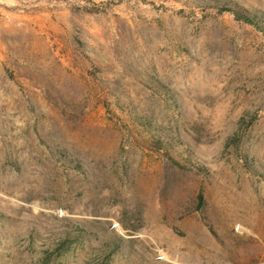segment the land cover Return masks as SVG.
<instances>
[{
  "label": "rangeland",
  "instance_id": "374dc122",
  "mask_svg": "<svg viewBox=\"0 0 264 264\" xmlns=\"http://www.w3.org/2000/svg\"><path fill=\"white\" fill-rule=\"evenodd\" d=\"M0 264H264V0H0Z\"/></svg>",
  "mask_w": 264,
  "mask_h": 264
},
{
  "label": "trees",
  "instance_id": "16d2710c",
  "mask_svg": "<svg viewBox=\"0 0 264 264\" xmlns=\"http://www.w3.org/2000/svg\"><path fill=\"white\" fill-rule=\"evenodd\" d=\"M224 6H226V5H224ZM226 7H228V6H226ZM229 8H230V7H229ZM246 19L252 21V19H248V17H246Z\"/></svg>",
  "mask_w": 264,
  "mask_h": 264
}]
</instances>
